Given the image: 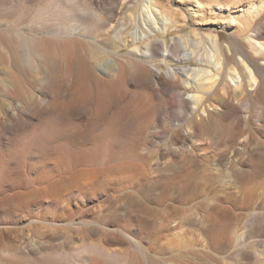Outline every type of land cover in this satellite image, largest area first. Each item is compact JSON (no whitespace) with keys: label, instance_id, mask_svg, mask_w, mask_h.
<instances>
[{"label":"rangeland","instance_id":"1","mask_svg":"<svg viewBox=\"0 0 264 264\" xmlns=\"http://www.w3.org/2000/svg\"><path fill=\"white\" fill-rule=\"evenodd\" d=\"M23 2L0 0V11ZM245 6L206 5L196 15L183 5L186 27L221 33L224 45L236 35L248 44L246 32L228 19ZM144 24L129 22L128 40L132 33L146 38L151 30ZM157 24L156 30L168 34ZM181 41L184 52L193 44ZM2 79L6 78H0V148L7 153L15 137L32 130L37 116L20 96L14 100L24 108L7 113L11 95ZM17 79L34 99L49 93V78ZM135 82L131 79L129 93L142 89ZM262 88L241 111L219 108L222 113L203 121L195 133L187 126L191 111L180 107L183 98L192 96L169 90L164 98L169 109L131 137L135 159L97 166L91 186L81 185L91 167L80 164L68 171L67 160L56 151L33 152L27 173L23 162L10 163L0 180V198L17 193V199L16 204L0 206V264H264V78ZM69 118L84 124L91 114L76 110ZM128 121L123 129L133 134L135 127ZM179 122L186 126L185 135L194 136L176 147L171 129ZM93 146L75 149L82 155ZM26 176L35 183L22 184ZM176 232L183 239H176ZM90 245L107 253L89 254Z\"/></svg>","mask_w":264,"mask_h":264},{"label":"bare ground","instance_id":"2","mask_svg":"<svg viewBox=\"0 0 264 264\" xmlns=\"http://www.w3.org/2000/svg\"><path fill=\"white\" fill-rule=\"evenodd\" d=\"M243 2V11L228 19L246 32L248 44L236 35L224 45L221 33L186 27L183 5L199 15L206 5ZM137 20L151 32L145 39L132 33L128 40L126 26ZM263 21L264 0H24L16 9L0 11V78H6L2 81L11 95L6 111L13 114L24 108L14 100L20 96L37 116L32 130L15 137L7 153L0 148V180L13 161L23 162L27 173L33 152L52 150L67 160L68 171L80 164L91 167L81 179L83 187L91 186L97 166L135 159L131 137L169 109L164 102L169 90L192 96V100L183 98L180 107L191 111L187 126L194 133L203 121L221 114L219 108L228 113L241 111L263 89ZM157 23L168 34L156 30ZM182 39L186 46L193 43L186 52ZM17 78H49V93L34 99ZM131 79L142 89L129 93ZM76 110L91 114L90 120L84 124L72 121L69 114ZM127 120L135 127L133 134L123 129ZM185 127L180 123L171 129L174 146L185 145L194 136L185 135ZM89 143L94 146L78 155L75 147ZM34 183L29 176L22 181L24 185ZM16 199L17 193L7 194L0 198V206L16 204ZM174 235L176 239L184 236ZM86 252L107 253L98 245L88 246ZM65 258L72 260L69 255Z\"/></svg>","mask_w":264,"mask_h":264}]
</instances>
